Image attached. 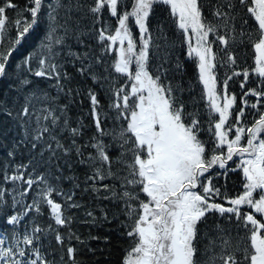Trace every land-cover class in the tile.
Returning a JSON list of instances; mask_svg holds the SVG:
<instances>
[{
  "label": "snow or ice",
  "instance_id": "6c2138e0",
  "mask_svg": "<svg viewBox=\"0 0 264 264\" xmlns=\"http://www.w3.org/2000/svg\"><path fill=\"white\" fill-rule=\"evenodd\" d=\"M66 7L64 0L23 6L0 0V78L11 72L17 81L16 99L0 100L2 180L13 193L0 191V264H57L45 243L49 236L63 249L60 264H81L77 249L65 247L66 239H80L66 209L80 205L75 192L49 179L64 171L58 153L75 154L91 169L85 190L122 202L129 241L122 264H264V0H90L76 7L91 15L95 45L77 34L71 12L61 17ZM160 9L167 15L156 20L154 35L152 18ZM42 18L43 38L29 50L28 37ZM72 36L84 52L72 50ZM174 37L198 69V97L186 100L183 86L168 75ZM240 45L252 63L240 61ZM77 61L85 78L109 82L103 113L98 93L87 89L94 125L87 140L85 125L70 123L67 105L54 106L56 97L24 74L76 94L67 86L73 77L65 63ZM23 147L31 153L28 163L10 172ZM201 238L208 241L203 261Z\"/></svg>",
  "mask_w": 264,
  "mask_h": 264
},
{
  "label": "trees",
  "instance_id": "16d2710c",
  "mask_svg": "<svg viewBox=\"0 0 264 264\" xmlns=\"http://www.w3.org/2000/svg\"><path fill=\"white\" fill-rule=\"evenodd\" d=\"M21 6L27 3V0H16ZM90 2V0H68L66 8L60 9L61 17L65 16L66 12H71L73 21L76 22L78 18V35L81 36L85 42L95 45V40L92 37L91 29L93 28V20L90 14L86 13V10L83 8L77 9L78 4H85ZM9 15H12L11 11ZM239 15H244V10L241 8ZM45 19V18H43ZM43 19L41 20V33L38 34L40 39L43 38L44 34V24ZM159 18H152V29L155 35V26L156 20ZM99 27V25H96ZM166 32L171 35L169 29H166ZM34 37V40L30 45H27L29 49L38 45L39 40ZM175 39V47L170 49L171 59L165 65L168 69V75L173 79L174 83H178L183 86L185 91L183 92V97L188 100L189 97H198L200 93V86L197 81V72L195 64L192 60H189L184 53V47H181V44L177 38ZM68 43L71 45L73 51L84 52L86 49L84 44H81L77 41L75 36L69 38ZM170 47V46H168ZM96 52H99V49H95ZM155 51V49H153ZM163 53V51H161ZM161 54V53H160ZM236 54L239 57L240 61L247 60L248 63H252L251 53L244 45H240ZM62 55L65 57L66 61H71L72 57L67 56V48L64 49ZM162 55V54H161ZM15 62V61H14ZM110 62V61H109ZM157 60L154 59L153 63H156ZM19 63V62H17ZM179 64V67H177ZM66 69L69 73L72 74V80L68 82L67 86L72 89H78L76 94H66L64 91H58L55 87V82L51 84L48 83L47 79H44L43 86L40 88L45 89L50 93L51 96L56 97L53 101L54 106L67 105V116L70 119L72 126H78L79 123L85 125L84 140H87V134H90L94 125L93 120L90 115V101L87 96V89L93 88L98 93V98L101 101V104L104 105L102 113L107 109L108 99L106 95V89L108 83L105 80H100L99 82L93 81L91 76L85 78L83 75L76 71V68L79 67V62L77 61L74 66L70 62L65 63ZM19 71V70H17ZM107 75V73H104ZM16 81V76L10 72L9 78L2 80L0 83V100L5 99L6 96H9L13 100L16 99V88H14ZM192 86L193 90L191 93L188 91V88ZM39 87V85H38ZM15 89V90H14ZM237 92L240 91L238 85L235 87ZM12 105L10 104L9 107ZM5 119V114L0 112V120ZM118 124V122H116ZM107 127H113V121L111 118L107 121ZM11 135V134H10ZM62 136L67 137V133H61ZM110 140V137L107 138ZM63 143H70V140L65 138L62 140ZM30 152L27 147H23L17 151L15 160L10 164V172L12 171V166H16L18 162L24 161L28 162ZM0 156L5 160L3 165L0 164V173L3 171V168L6 164L5 149L0 147ZM60 157L59 163L64 166V171L60 179H56L55 175H51L49 178L54 183L59 185L65 191L71 190L75 192L73 199L79 203L80 207L68 208L66 209V215L72 217L71 220V231L75 233V236H78L80 239L73 237L71 241L66 239L65 247L70 243L77 249L78 259L81 261V264H122V258L124 250L128 247L129 241L125 235H123L124 228L122 221L125 219L123 214V204L120 201L104 199L103 197H97L96 194L90 190H85L86 183L85 177L91 175V169L87 164L79 163V157L75 154L64 155L63 153H58ZM67 161L71 167H67L65 162ZM232 180H237L239 177L230 174ZM69 177H75L76 179H69ZM106 183L108 181H105ZM223 178H221V183ZM76 184H79L80 187H75ZM231 187V181H230ZM58 199H60L58 197ZM87 211H93L94 216H88ZM108 213L107 220L104 219L103 212ZM47 222V218H45ZM225 227L232 230L233 235H235V230L231 225H228L226 222ZM61 231L67 235V229L61 227ZM210 235L212 232L209 233ZM107 237V239H105ZM55 241L52 236H49L45 242ZM208 241L204 238H201L200 249H201V260L205 259L204 248ZM51 244V243H50ZM54 244H52V247ZM58 260L57 264H60V258L64 255L63 249L58 246ZM67 259V257H65Z\"/></svg>",
  "mask_w": 264,
  "mask_h": 264
}]
</instances>
